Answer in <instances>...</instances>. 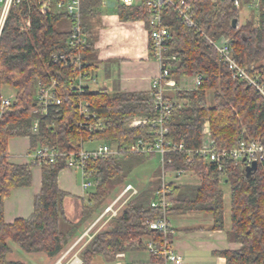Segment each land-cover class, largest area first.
<instances>
[{
    "label": "trees",
    "instance_id": "1",
    "mask_svg": "<svg viewBox=\"0 0 264 264\" xmlns=\"http://www.w3.org/2000/svg\"><path fill=\"white\" fill-rule=\"evenodd\" d=\"M185 1L192 6L194 21L205 35L213 40L220 37L230 39L235 60L250 75L264 76V0H260L258 9L250 12L239 11L232 3L221 0ZM101 6L100 0H83L82 4V30L87 38L82 61L84 70L90 73L94 65L92 57L96 37L89 18ZM117 12L120 20L126 22L148 23L151 17V11L144 3L131 7L119 4ZM29 16L32 18L31 27L24 30L22 25ZM63 19L69 25L59 28L58 23ZM235 19L237 24L233 28ZM163 25L173 35L166 56L176 58L168 62L170 77L167 81L175 83V97L172 98L178 102L168 124L169 138L175 143H184L188 148H197L201 145L204 125L209 123L211 135L219 147L235 148L243 139L264 142V96L248 84L233 80L214 47L201 32L185 26L173 8L164 9ZM70 30L66 16L39 10L29 13L24 4L11 11L0 40V100L3 87L12 88L16 97L15 104L0 120V264H24L8 260L11 252L9 242L27 253L57 257L77 235L81 224L91 218L110 195V183L123 182L135 165L132 159L143 156L125 153L121 157L87 163V171H92L95 179V192L89 194L92 206H84L80 224L67 221L64 199L68 194L58 184L61 172L67 168V160L59 158L54 164L49 161L42 163V187L35 197L32 215L6 224L4 203L13 190L31 186L32 168L35 166L33 163L10 162L11 139L28 138L30 151L55 147L66 154L78 152L81 142L89 138L107 141L119 149H129L138 140H154L150 126L127 127L128 121L134 117H159L150 93H109L101 89L77 95L70 91L72 81L78 75L77 68H63L52 59L54 55L71 53L67 44ZM198 76L201 83L197 88L180 87L184 78ZM53 82L58 83L61 115L53 127L50 126L52 121L45 118L41 120L38 131H33V122L39 117L37 88L50 86ZM208 94L213 95L212 106L208 104ZM83 101L90 102L92 111L104 123L103 130L90 135L80 128L83 118L75 105ZM169 159L171 163L164 167L160 165V175L150 186L140 191L118 217L108 222L105 229L95 233L82 252L83 263L92 264L98 255L107 262H115L117 255L148 250L149 241L156 245L164 242L163 236L150 230L146 221L162 217L151 203L155 192L162 188L163 171H166L169 173L167 186L171 203L168 215L207 214L213 219L214 230L225 228L222 184H228L231 188L228 239L241 247L219 252V255L226 259V264H264V168L259 167L249 178L247 172L240 168L227 166L225 171H219L202 159L188 163L183 154L171 155ZM177 172L183 174L177 176ZM189 178H194V182H181ZM129 264L166 263L162 256L150 253L148 262Z\"/></svg>",
    "mask_w": 264,
    "mask_h": 264
},
{
    "label": "built area",
    "instance_id": "2",
    "mask_svg": "<svg viewBox=\"0 0 264 264\" xmlns=\"http://www.w3.org/2000/svg\"><path fill=\"white\" fill-rule=\"evenodd\" d=\"M102 4L108 6L110 3L117 5L121 4L127 7L134 5L146 4L151 11V17L147 23L148 34L151 41V57L159 65V75L155 78L151 96L154 99V108L159 113L156 119L148 117H134L127 123V127L135 129L141 126H150L153 128L154 140L149 142L138 140L129 149H119L117 145L107 141H95L91 138L81 142V149L74 153H62L55 147H42L36 151H30L28 158L30 163L40 167L42 163L49 161L54 164L59 158L67 160V168L80 170L83 176L82 187L84 190H89L95 186V179L92 177V171H87V163L91 161L108 160L123 156L125 153L132 155H157L160 160V165L165 166L166 163H171L169 156L183 154L187 158L188 163H194L196 159H202L207 165H214L219 171H225L227 166L240 168L247 172L249 167L254 164L264 168V142L260 139L241 140L235 148L219 147L216 140L212 137L209 123H206L202 132L201 145L197 148H188L184 143H175L170 138L169 122L173 111L178 102L169 96L171 88H175L174 82H169L170 65L168 62L175 61V57H167L169 45L173 41L171 31L163 25V11L166 7H171L176 11L185 26L198 30L203 34L206 40L217 51L220 61L228 68L232 79L239 82H244L253 87L255 91L264 96V76H252L248 73L245 67L241 66L234 58L232 51V42L226 37H220L213 40L205 35L198 25L195 23L192 6L187 4L185 0H100ZM230 2L239 10L258 9L260 0H254L249 3V0H221ZM26 4L29 13L34 10H39L41 13H51L53 15H64L70 21V35L67 39V44L71 49L69 55L60 54L54 55V63L60 64L63 68H77L78 75L73 79L70 91L77 95H85L89 92H94V87L100 83L92 73L84 70L85 65L82 61V50L87 45V38L82 30V15H83V0H0V40L6 26L7 20L13 9H20ZM32 18H29L22 25V29L28 30L31 27ZM201 83V77L194 78V88H197ZM15 95L2 96L0 100V120L4 117L6 111L15 104ZM37 101L39 109L37 117L33 122V131H38L41 120L48 118L52 121L50 126L55 125V121L60 117L61 99L59 97L58 83L53 82L50 86H38ZM75 107L82 116V121L79 126L82 130L87 131L90 135L105 128L102 120H99L97 114L92 111V106L89 101L77 103ZM98 143L93 147H87L89 144ZM183 172H177V176ZM169 181V173L163 171L162 188L155 192V198L151 203V207L162 213V217L156 220L146 221L147 227L163 236L164 242L156 245L155 242L149 241L147 249L150 253L162 256L166 264H183V257L175 251L171 246L170 236L173 235L172 224L168 210L171 203L168 200L170 189L167 184ZM140 191L131 184L125 186L122 193L117 199L112 202L97 219V221L85 231L75 243L61 255L53 264H84L82 260V252L89 242L93 239L91 235L93 229L107 215V223L119 216L120 212L127 204L139 195ZM122 201L120 207L117 204ZM117 207V208H116ZM85 244L76 252L74 250L84 241ZM58 255V256H59ZM57 256V257H58ZM124 254L117 255V258L123 257Z\"/></svg>",
    "mask_w": 264,
    "mask_h": 264
},
{
    "label": "crops",
    "instance_id": "3",
    "mask_svg": "<svg viewBox=\"0 0 264 264\" xmlns=\"http://www.w3.org/2000/svg\"><path fill=\"white\" fill-rule=\"evenodd\" d=\"M107 21L105 36L112 38L110 41H106L108 46L105 50L107 52L100 51L97 39L94 45L95 52L92 57L94 65L91 73L100 83L97 87H94V91L103 89L109 93H150L152 84L159 75L160 69L151 57V41L147 23L143 21H122L118 16V12L108 18ZM104 65H106L105 69L102 68ZM186 80H181V84L187 83L193 89L192 83H188ZM173 91H175V88L170 89V92ZM23 139L25 142H21L17 138L9 141L10 162L25 165L30 163L28 158L30 152L29 139ZM93 146V144H89V147ZM78 174L81 175V172L66 168L61 172L58 179L60 189L68 194L64 199V213L67 221L72 224H80L86 204L89 207L92 206L87 201L89 195H85L87 190L82 187L83 180L80 185L77 183ZM128 184L137 188V185L132 182H128ZM41 187V168L34 166L32 168L31 186L13 190L4 203V221L6 224H13L16 220L27 219L32 215L34 200L40 194ZM142 190L145 189L143 188L140 191ZM170 219L173 231V235L170 236V243L175 251L183 257V264H226V259L220 256L219 252L234 251L241 247L239 243L228 239V233L231 229V214L229 218L225 215V228L223 230H214L212 217L203 213L172 215ZM95 220L97 221V218ZM105 223V225L108 224L107 220ZM92 225V221H87L84 229L78 231L77 235L80 234L76 235V238L78 239ZM140 252H146L148 256L140 260L142 256ZM134 253L137 259L132 263L148 262L150 259L148 250L135 251ZM34 254L36 256L32 257L33 261L22 263L53 264L55 262L48 263L46 257L40 256L41 253ZM128 254L116 258V261L126 258ZM55 258L57 257H51L54 260ZM116 261L108 262V264H116Z\"/></svg>",
    "mask_w": 264,
    "mask_h": 264
},
{
    "label": "rangeland",
    "instance_id": "4",
    "mask_svg": "<svg viewBox=\"0 0 264 264\" xmlns=\"http://www.w3.org/2000/svg\"><path fill=\"white\" fill-rule=\"evenodd\" d=\"M250 10L251 9H245V11H248V12H250ZM116 12H117V8H109L107 5L102 4V6L96 12V14L89 18L90 24L92 25V32L94 33V35H95V37H96V39H97V41L99 43L100 51L107 52L105 50L107 48V46H108L106 41H110L112 39L110 37H106L105 36V30H106V26H107V23H108L107 19L112 17V16H114V15H116ZM243 13L248 14L247 12H243ZM244 20L245 19H243V21ZM68 25H69V22L67 20H65V19H63L61 22L58 23V27L59 28H64V27H66ZM110 44H111V42H110ZM102 68L105 69L106 65L102 66ZM184 79H187L186 81L188 83L191 82L192 85L194 86V80L192 78H184ZM180 87L182 89H191V86L188 85L187 83L181 84ZM2 94H3V96H8L9 97V96L15 95V91L12 88H9V87H3ZM169 96H172L174 98L175 97V91L170 92ZM212 98H213V95L212 94H208V104H209V106L213 105ZM17 139H20L21 142H25V140L23 138H17ZM93 145L96 146V145H98V143H93ZM87 147H89V145H87ZM132 161H134L133 164H135V165H133V168L131 169V171L126 175V179L123 182L116 181V182L110 183V186H109L110 195L107 197V199L101 205H99L98 209L93 214V216L91 218H88L83 224H81V226L79 227L78 231L84 229V227L87 224V221H92V223L94 224L93 221L96 218L98 219L104 213L106 208L112 202H114L117 199V197L122 193V191L124 190V188H125V186L127 185L128 182H132V183L136 184L138 190L140 191L143 188L147 189L150 186V183L153 182V180L157 176L160 175V169H161L160 168V160H159V157L157 155H153V156H150V157L146 156V155L135 156L132 159ZM78 171H80V170H78ZM82 177H83L82 174L81 175L78 174V176H77L78 185L81 184V182L83 180ZM193 179L194 178H189V179L182 180L181 182H183V183L194 182ZM195 181H197V180L195 179ZM222 190H223V193H224L225 215H226L227 218H229V215L231 214V188H230V186L228 184L224 183V184H222ZM94 192H95V187L87 190L85 195L88 196L89 194L94 193ZM87 201L89 203V197H88ZM121 204H122V201H120L117 204V207H120ZM109 216L110 215H107V217H105L99 224H97V226L91 232V235H93V234L97 233L98 231L106 228L107 225H105L106 224L105 221L109 218ZM66 230H69V229L66 228ZM76 240H77L76 236L74 238L72 237L71 241L68 243V245L63 250V252L68 250L75 243ZM87 240L88 239L86 238L84 241H82V243L74 250V252L78 251L85 244V242ZM9 245L12 248V251L8 255V260H10V261H19V262H29L31 260L32 261L34 260L32 258L33 256H36L34 253H27V252L23 251L22 249H20L19 247H17L12 242H9ZM140 254L142 255L140 260H143V259H145V257L148 256V253H146V252H140ZM40 256L46 257L47 258V262L50 263V262L56 261L57 258H59L61 255H59L57 258H55V260L51 259V257L49 255L45 254V253H41ZM135 259H137V256L135 255L134 252H131V253H129L127 255L126 258L116 261V264H129V263H132ZM109 263H111V262H109ZM92 264H108V262L106 261V259L103 256L98 255V256H96L94 258Z\"/></svg>",
    "mask_w": 264,
    "mask_h": 264
},
{
    "label": "water",
    "instance_id": "5",
    "mask_svg": "<svg viewBox=\"0 0 264 264\" xmlns=\"http://www.w3.org/2000/svg\"><path fill=\"white\" fill-rule=\"evenodd\" d=\"M108 7H109V8H115V7H116V4H115V3H110V4H108ZM236 24H237V20L235 19V20H233V22H232V26H233V28L236 27ZM256 171H257V165L254 164L252 167H249V168L247 169V176H248L249 178H251L252 175H253Z\"/></svg>",
    "mask_w": 264,
    "mask_h": 264
}]
</instances>
